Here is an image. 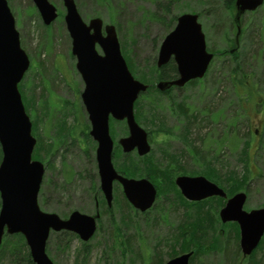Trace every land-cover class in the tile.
I'll return each mask as SVG.
<instances>
[{"label":"rangeland","instance_id":"obj_1","mask_svg":"<svg viewBox=\"0 0 264 264\" xmlns=\"http://www.w3.org/2000/svg\"><path fill=\"white\" fill-rule=\"evenodd\" d=\"M48 1L55 6L57 17L46 25L33 0H6L14 17L21 48L30 61L29 68L18 84V89L26 113L32 122L33 137L37 139L32 154L36 157L34 159L40 160L45 165L47 160L50 161V165L45 167L37 203L42 211L56 213L64 218L73 210L91 215L94 210V198L90 194L93 190H89L88 173L93 172L94 163L88 159L89 153L85 154L91 150V141L85 139L88 137L86 133L89 120L80 98L84 82L75 67L76 59L71 55V39L63 19L65 9L62 0ZM74 2L83 21L88 22L91 18L98 17L103 25L115 27L121 54L127 65V60L133 63L129 70L134 78L142 81L143 74L153 75V63L155 60L156 66L159 45L167 34L165 23L151 17L154 12H158L160 16L165 14L161 7L156 6L157 0H74ZM217 3L216 0L214 4ZM223 7L222 3L217 4L214 11L219 8L220 12L226 14ZM208 8L210 7L207 4L199 3L198 0H174L170 10V13L177 16L200 11L202 16L198 20L205 34L207 48L214 54L205 76L192 80L183 87L182 94L191 96L186 101L192 105V111L195 113L194 121L189 124L185 118L175 116L165 107L163 109L162 95L152 91L142 102L144 108L141 125L146 130H152L148 154L156 162L162 163L163 148L170 157L180 152L181 160L186 161L185 155H190L192 161L196 163L192 164L191 161L187 163L191 168H195L196 174H192L203 175L200 172L211 169L213 165L205 166L200 156H206L214 150V155H220L219 161H215L218 172L236 171L240 176L245 174L249 176L247 185L243 184V188L240 189L246 192L244 208L249 211L264 206V127L261 128L264 119V3L253 11H245L240 17L241 29L237 44L234 40L237 35L235 26L228 27L223 20L218 21L215 19V13L214 15L206 13ZM234 15L235 8L232 10V18ZM226 28L232 29L228 31ZM96 50L102 54L99 46H96ZM231 50L237 51L238 56H233L229 52ZM152 75L146 83L154 88L157 80ZM233 82L248 85L249 88L246 86V89L251 91L248 101L252 106L247 105V117L243 115L239 126L241 134L242 132L249 134L246 138H249L252 144L247 169L246 163L241 160L244 154L242 150L245 147L243 139L240 141L237 138L236 141V137L228 135L224 127L227 123L225 119L229 107L230 122L235 120L233 112L239 114L243 111L240 102L244 96L235 92ZM172 97H178V91L172 90L166 99L167 102ZM152 101L161 104L158 110H151ZM162 109L165 115H162ZM211 110L215 113H209ZM154 115L161 122L165 116V127L164 125L159 127V122L153 119ZM185 125H189L186 133ZM255 129L258 130L256 136L253 133ZM160 130L166 135L165 143H162ZM109 131L114 148L115 146L119 148L118 138L127 134L125 122L110 119ZM64 133L72 134V137L65 134L60 138ZM184 133L189 138V142L184 140ZM240 133L238 134L244 138ZM222 138L228 139L221 143ZM258 143L261 146L253 152V148ZM193 145L199 146V154ZM187 148L196 150L197 155L190 154ZM50 152H55L52 158ZM61 173L65 174L66 182L62 180ZM181 173L185 174L184 171ZM135 176L138 178L137 175ZM52 178L59 185L53 186L50 183ZM207 179L216 184H226ZM150 181L154 186L159 184L155 187L157 192L161 190L162 193L156 198L155 206L147 213L138 212L130 204V208L124 207L121 187L117 186L116 201L112 203L109 211L101 214L95 233L84 242L87 245L86 251L81 248L83 241L76 234L72 233L70 241L66 243L65 237L61 235L57 236L56 241L54 240V236L59 232L51 233L46 244L48 257L54 264H76V262L77 264H158V259L165 262L171 257L185 253L181 251L180 245L179 248L177 245L173 248L174 242L171 241L174 229L186 223L179 225L184 219L181 218L182 208L177 207V199L173 194L175 186L162 185L161 177L160 180L156 178ZM231 183L225 185L226 188H230L229 190L237 186ZM163 193L168 195L170 202L165 201L167 209L161 211ZM96 196L100 197L99 194ZM122 217H125L128 223L121 220ZM207 221L210 225L204 239L207 251L201 254L194 264L237 262L233 261L237 255L233 251L236 249L235 246L229 250L228 255H226L227 249L224 251L225 255L218 252L219 250L210 249L214 245L217 249H223L226 244L223 242H226L225 238L229 235L230 240L237 244L235 235L237 230L233 228V231L231 228L224 232L218 224L215 225V221ZM116 229H119L118 233ZM5 235L6 233L3 234L2 239ZM172 248L176 254L168 257ZM153 252L159 253V257L154 258L152 263ZM2 264H8L5 257Z\"/></svg>","mask_w":264,"mask_h":264},{"label":"water","instance_id":"obj_2","mask_svg":"<svg viewBox=\"0 0 264 264\" xmlns=\"http://www.w3.org/2000/svg\"><path fill=\"white\" fill-rule=\"evenodd\" d=\"M264 0H235L234 21L239 34L240 16L253 11ZM44 24L56 17L54 5L48 0H33ZM64 23L71 39V54L75 67L84 82L81 101L90 123L89 134L96 141L95 149L100 188L111 205L112 182L117 180L127 201L144 212L154 203L156 188L147 178H127L113 168V141L109 134V118L125 120L128 134L118 140L124 152L137 149L140 155L149 152L146 131L134 118L133 105L148 85L135 79L120 51L113 25H104L100 18L88 22L81 18L74 0H62ZM102 28L104 33L102 32ZM100 47L102 54L96 50ZM206 48L205 35L197 13H182L174 27L159 45L156 66L173 60L178 77L170 82L162 80L156 87L182 86L187 81L204 76L212 59ZM29 58L21 48L14 17L6 0H0V241L4 233L23 235L34 264H54L45 251L50 232L69 231L87 241L96 230L98 216L72 211L67 218L39 208L37 196L44 174L40 161L32 159L36 140L31 133V122L25 112L18 83L29 67ZM175 183L182 194L191 200L212 195L225 196L224 191L202 175H179ZM246 195H233L221 210L222 221H236L240 231L242 252L250 254L264 233V207L243 210ZM191 252L168 259L165 264H189Z\"/></svg>","mask_w":264,"mask_h":264},{"label":"trees","instance_id":"obj_3","mask_svg":"<svg viewBox=\"0 0 264 264\" xmlns=\"http://www.w3.org/2000/svg\"><path fill=\"white\" fill-rule=\"evenodd\" d=\"M216 0H198L199 3H202V4H207L208 8L207 9V12L206 13H211L214 15L215 13V19H218V21L220 20H223L224 23L227 24L228 27H234L236 28V31H237V24L236 22L234 21V18H232V10L234 9V0H217L218 3L217 4H220L222 3L223 4V10L226 11V14H224L223 12H220L221 10L219 8H217L216 11H214V9L216 8L217 4H214ZM172 3H174V0H166L165 2H162V0H157L156 2V6L157 7H161V9L163 10V12L166 14H164V16H160L159 13L157 12H154L152 13V19H156L158 21H161L163 23H165V27L166 28V32H168L175 24V21H176V18H177V15H173L172 13H170V10H171V5ZM211 5V6H209ZM198 14V16H202L201 12H195ZM223 17V19H222ZM218 23V22H217ZM219 24V23H218ZM239 27L241 29V18H240V21H239ZM232 28H226V30L230 31ZM238 35L235 36V43L237 44V41H238ZM209 50V49H208ZM233 56H238L237 55V51H229ZM214 55V54H213ZM127 60V59H126ZM128 62V67L131 69V66H133V63L129 60H127ZM154 67V71H153V78L155 80H162V78L164 77H174L175 76V65L173 62H169L167 64H165V66H163V70H162V67L161 68H157L155 66V60H154V63H153ZM151 75H146V74H143L142 77H141V80L146 83L147 81H149V76ZM148 84V83H146ZM238 82L234 83L233 82V87H234V90L236 93H240V90H239V87L242 86L241 84H238ZM150 85V84H149ZM152 91H154L155 93L157 94H161V92H159L155 87H151L149 86V88L147 89V91L145 93H143L141 96H139V98L136 100L135 104H134V107H135V118L136 119H139L141 120V115H142V110L144 108V106L142 105L143 103V99L145 98H148V96L152 93ZM243 91V90H242ZM241 91V92H242ZM246 91V93H245ZM149 94V95H148ZM241 96H244L241 100V102H245L248 100V97L251 95V91L250 90H244L243 93L240 94ZM247 98V99H246ZM153 100V99H152ZM152 111H156L159 109V105H161L160 103L158 104L157 102L155 101H152ZM242 107V106H241ZM26 110V109H25ZM155 120H157L159 122V125L161 123L162 125V122L160 120H158V118H156V115L153 116ZM160 118V117H159ZM232 126H236L235 122L232 121L231 122ZM232 128V131L230 133L231 137H236V141L237 138L240 139H243V143L245 144L244 148H243V157L241 160H243V162L246 163V169H247V166L249 165L250 163V150L252 149V146H251V140L249 138H246L249 134L246 132V133H243L242 134L240 133V129L238 128V130L234 131L233 127ZM237 129V127H236ZM65 131L67 132V130L65 129ZM33 133V131H32ZM238 133H240L242 136H244V138H242ZM68 135L70 137H72V134H67V133H64L62 135H60V138H62V136L64 135ZM183 138L185 141H188L189 138L186 137V135L184 134L183 135ZM201 140V139H200ZM222 141H225V138H223L221 140V143H223ZM189 142V141H188ZM194 146V145H193ZM191 147H192V144H191ZM195 149H197V153L199 154V146H194ZM196 153V155H197ZM210 155V157H209ZM182 155H180V153H176L174 154L173 156V160H179L180 157ZM219 156L218 154L214 155V150L209 152V154H207L206 156H200L201 157V160H204L205 162V166H209V165H213L211 166L212 168L211 169H208V170H205V172H200V174H203L205 177L209 178V179H212L213 181H218V182H225L226 184H230V182H232L231 184H237L236 188L235 189H231L229 192L231 194H233L234 192L236 191H240V189L243 188V184H247L250 177L247 176L246 174L243 175V176H240L238 175V173L236 171H231V172H223L221 169L220 172L217 171V169L215 168V161H219ZM0 157H1V150H0ZM33 158H36L33 156ZM151 172H150V178L151 179H154L156 180V178L158 180H160V177L162 179V163L161 162H157L156 164V160L152 159L151 160ZM217 166V165H216ZM124 170H125V174L127 175H132V169H129L128 167L125 168L124 166ZM185 172V171H184ZM196 173V171L194 172ZM249 177V179H248ZM248 180V181H247ZM239 184V185H238ZM159 184H156L155 186H158ZM160 192V193H159ZM162 193L161 190L158 191V197L160 196V194ZM122 205H124V207H128L130 208V205L129 203L125 200V198H123L122 200ZM102 203L104 204V201H102ZM105 213V211H104ZM103 214V213H102ZM123 219V221L127 222L125 220V217L121 218V220ZM183 222H186L183 224ZM128 223V222H127ZM126 223V224H127ZM183 224V225H181ZM179 225L181 226H177L178 228L177 229H174V234L172 236V239L171 241L174 242L172 244L173 248L177 245V247L179 248V245H180V248H181V251L182 252H188V251H192V256H191V261H190V264H194L195 260L200 258L201 257V254L205 253L207 251V246L205 244V236L207 235V230L208 228H210V225L208 224V221L206 219H203V218H196V220H193V221H182ZM117 230V233L119 232V229H116ZM237 233H238V229H237ZM61 235L62 237H65L66 239V243H68L71 239V236L73 235L72 233L70 232H67V231H62V232H59L58 234H56L54 236V240L56 241L57 239V236ZM264 236L262 238V240L260 241L259 245L255 248V250L252 251V254L251 256H247L244 261L246 264H264ZM226 244L224 245L225 247L222 249H217L216 245L210 247V249H215V250H219L218 252H221L223 253V255H225L224 251L227 249V254L229 253V250L230 249H233V246H235V248L237 247V244H234L232 240H226L225 242ZM86 244H82L81 248L83 247V250L86 251ZM171 249V253H169V256L168 257H171L173 255L176 254V251L174 249ZM79 252H81L80 250H78ZM83 251V252H84ZM234 254H238V250L234 249ZM159 254V253H158ZM157 254V252H153V259H152V263L154 261V258L156 257H159ZM6 258L8 260V264H34L30 258V255H29V251H28V248L25 244V241H24V237L17 233V234H13V235H5L4 238L2 239V241L0 242V264H2V261H3V258ZM239 257L238 255H236V258L233 260V261H238L239 260ZM232 260V259H231ZM161 263V260L158 259V264ZM77 264V262H76ZM162 264H164V262L162 261ZM235 264V263H234Z\"/></svg>","mask_w":264,"mask_h":264},{"label":"flooded vegetation","instance_id":"obj_4","mask_svg":"<svg viewBox=\"0 0 264 264\" xmlns=\"http://www.w3.org/2000/svg\"><path fill=\"white\" fill-rule=\"evenodd\" d=\"M170 62H173V61H170ZM174 65H175V63H174ZM163 66H165V65H163ZM163 66H162V70H163ZM177 77H178V75H177V69H176V65H175V76L172 77V78L171 77H169V78L164 77V78H162V81L163 82H170V81L175 80ZM198 79H200V78H198ZM192 80H196V79H192ZM192 80L187 81L185 84H190V82ZM184 85H182V86H178V85L163 86L162 90L160 91L161 92L160 95H162V97L164 98V99L162 98V108L164 109V107H165L167 109V111H170V113H174L175 116L177 115L179 117L185 118L187 120V122L189 124H191L194 121L195 113L192 111V108H191L192 105L188 104L187 101H186L187 98L191 97V96L182 94ZM246 86H248V85H242V86L239 87L240 93H243L244 90H247ZM247 88H249V86ZM172 90L178 91V97H172L167 102L166 99L169 96V94L172 92ZM245 93H246V91H245ZM262 101H263V99H262ZM250 104H252V103L250 101H248V100L245 101V102L244 101L240 102V106H242L241 108H242L243 111L241 113H239V114H236L235 112H233V114H234L233 119H235L233 121L235 122L236 126H232L230 124L231 123L230 122V114H229L230 107L227 109L228 113L226 112L227 117L225 119L227 123H226V125L224 127H225V132L228 135H230V133L232 131L231 127H233L234 131L236 130V127H237V129L239 128L241 120L243 118V115H245L247 117V111H246L247 108H248L247 105L248 106H252ZM163 109H162V115H165L166 113L163 111ZM209 113L213 114V113H215V111L211 110ZM165 120L166 119H165V116H164V118L162 119V125L160 123L159 127H161L163 125L165 127V123H166V122H164ZM136 121H137V123L140 126H142L141 125V120L136 119ZM262 121H263V124H262L261 128L263 129V127H264V119ZM188 126L189 125H185L184 126L185 133L189 130ZM89 130H90V125L88 126L87 133H86V135H88V137L85 138V139H89L91 141V150L89 152H85V154L87 155L89 153V158L88 159H90L94 163V170H93V172H89L88 173V180H89V184H90L89 185V190L90 191L93 190V192H94V193L90 192V194L94 198V203H93L94 210H93V213L91 215L92 216H96L97 215L98 216L97 222H98V219L100 220L101 214L104 213V211H109L110 207L112 206V203L116 201V199H117V196H116V194H117V186L121 187V185H120V183L117 180H114L112 182V200H111V205L108 206L107 202H106V199H105V197L103 195V192H102V190L100 188V177H99V173H98L96 154H95V149H96L97 143L92 138V136L89 134ZM145 131L147 133V139H148V142H149V138L152 135V130L151 129H149V130L145 129ZM160 131H162V130H160ZM257 132H258L257 129H255L253 131L255 136H256ZM127 133H128V131H127ZM165 137H166V135L162 131V143L166 142L165 139H164ZM228 138H225V140L228 139ZM117 144H118L119 148L116 147V146L114 148V143H113V149H112V154H111V162H112V165H113V168L115 169V171L118 174L125 176L126 175L125 174V170H124V166H125V168L128 167L129 169L133 170L132 171L133 174L132 175H128L126 177L135 178L136 177L135 175H137L138 178L145 177L147 179H150V177H151L150 176V172H151V169H152L151 160L153 158L150 157L148 153L144 154V155H140L136 148L131 150V151H129V152H124L122 150L121 146L119 145L118 140H117ZM149 144H150V142H149ZM251 146H252V144H251ZM260 146H261L260 143H258L257 146L255 145V148H253V152L257 149V147H260ZM163 149H162V185H166V186L173 185V186H175V190L173 191V194L176 196V199H177V201H176L177 202L176 203L177 207L180 206L182 208V216H181V218L184 219L185 221H188V220L193 221V220H196V218H203V219H206V220H209V221L213 220V221L216 222L215 225L218 224V227L220 229H222L224 232H225V230L231 229V228L232 229L234 228L236 230L238 229V233L236 234V232H235V235H236V242H237L236 250H238V254L237 255L240 256L239 257L240 260L235 262V264H246L244 259L248 255H245L242 252L241 247H240V243H239L240 235H239V225H238V223L235 222V221H225L224 222V221L221 220V217H220V212L226 206L227 201L234 194H236L237 192H240V191H236L233 194L229 195V193H230L229 189L230 188L227 187L228 188L227 189L225 187L226 184H217L224 191L225 196L212 195L210 197H206V198L200 199V200H191V199L186 198L182 194V192L178 188V186L176 185L175 179L179 175L196 176V175L192 174V173L195 172V168H191L190 165L187 164L188 161H191L192 164H196V163L194 161H192L190 155H187V156L185 155L186 161L185 160H181V159L173 160V156L170 157L166 153V150L165 149L163 150ZM187 150L193 156L196 155V152H195L196 150H191L189 148H187ZM51 153L52 152H50L49 155H51V158H52V156L54 155L55 152H53L52 154ZM156 164H157V162H156ZM49 165H50V161L47 160V165H45V167H47ZM61 165L63 166L62 162H61ZM61 170H62V168H61ZM183 171H185V174L181 173ZM176 172L177 173L180 172V173L176 174ZM61 174L63 175V173H61ZM136 179H137V177H136ZM62 180L64 182H66L65 174L63 175ZM50 183L53 184V186L59 185V184H57L54 181L53 178L50 180ZM66 185H68V184H65V186ZM245 185H247V184H245ZM163 190L165 192H167L166 189H163ZM242 192H244V191H242ZM244 193L246 195V192H244ZM96 194H99L100 197L96 196ZM121 195H122V198H125L123 193H122V187H121ZM162 196L163 197H162L161 206H160V210L161 211H162V209L166 210L167 209L166 202H170L169 201V197H168V195L166 193H163ZM96 197H97L98 200H96ZM156 198H158V195H157ZM102 201H104V204L102 203ZM155 201H156V199L154 200V203L152 204L151 207L155 206ZM245 201H246V199H245ZM151 207L149 209H151ZM149 209H147L144 212H141V211H138V212H140V213H145L146 212L147 213ZM243 210L247 211L244 208V205H243ZM251 210L252 209H250L249 211H251ZM107 214L111 215V213H107ZM234 229H233V231H234ZM228 237L225 238V239L226 240H230V237L229 238ZM224 243H225V241L223 242V244ZM251 254L252 253H250L249 256H251ZM191 256H192V254H191ZM191 256H190V258H191ZM190 258H189V263H190ZM160 264H162V262Z\"/></svg>","mask_w":264,"mask_h":264}]
</instances>
